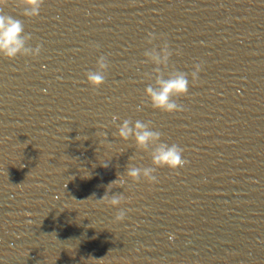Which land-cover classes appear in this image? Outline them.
<instances>
[{"label":"clouds","instance_id":"clouds-1","mask_svg":"<svg viewBox=\"0 0 264 264\" xmlns=\"http://www.w3.org/2000/svg\"><path fill=\"white\" fill-rule=\"evenodd\" d=\"M10 0H0V57L12 61L18 57H31L37 59L43 49L42 43L31 45L33 36L25 31V24L22 19L14 17L4 12V8L9 5ZM45 0H13L14 6L21 11L20 16L34 20L40 16L41 8ZM161 40L159 45H155L156 40ZM146 43L152 45L143 52V64H151L154 67L151 73H145V79L151 81L144 89V97L153 110L166 114H178L185 111L182 104L178 103V98L189 95V86H197L200 83V73L203 71V62L193 65V71L186 73L176 69L169 70L170 59L175 54L182 55L179 49L173 50L163 34L157 36L155 32H148ZM95 50H99V45H93ZM110 62L107 56L100 55L96 62L95 71L89 70L85 73L87 85L94 91L101 88L106 83V76ZM190 77V80H189ZM144 104V101L141 102ZM137 110H141L138 106ZM119 119L113 116L115 122ZM118 131L114 134L120 140L127 143L134 142L137 152L146 153L150 157L149 166H137L128 163L125 172L117 174L118 178L106 186L104 195L96 198V204L111 208H119L115 214L114 222L121 223L126 219V210L121 206L131 202V197L123 194L109 195L114 187H122L127 181L133 184L146 183L151 187L159 183L156 175L159 169L167 168L170 172L178 174V170L188 166L189 161L184 158V149L179 145L166 143L162 140V133L154 130L151 120L133 121L131 118L124 119L117 125ZM105 138L107 134H103ZM137 159V156H130L129 161ZM143 159V157H139ZM105 168L108 164H103ZM92 197H95L93 194ZM90 197V198H92ZM89 198V199H90ZM75 199V198H73ZM172 239V237H169Z\"/></svg>","mask_w":264,"mask_h":264}]
</instances>
